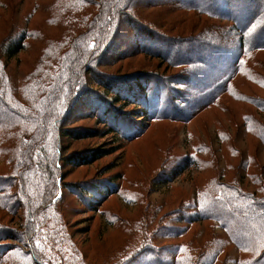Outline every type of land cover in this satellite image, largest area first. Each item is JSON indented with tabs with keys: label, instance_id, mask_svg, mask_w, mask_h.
<instances>
[{
	"label": "trees",
	"instance_id": "obj_1",
	"mask_svg": "<svg viewBox=\"0 0 264 264\" xmlns=\"http://www.w3.org/2000/svg\"><path fill=\"white\" fill-rule=\"evenodd\" d=\"M33 1L0 39V264H264V160L238 149L239 125L234 136L216 130L226 153L213 140L190 144L178 171L192 168L194 181L168 207L138 201L137 219L109 213L112 242L84 245L71 216L72 201L97 211L115 179L62 181L64 167L109 154L72 143L132 140L148 120L185 124L226 96L255 109L245 107L242 126L264 149V96L237 81L264 91V0H60L55 34L26 21ZM150 9L189 15L190 27L173 32ZM29 49L34 58L19 57ZM86 118L105 128L76 124Z\"/></svg>",
	"mask_w": 264,
	"mask_h": 264
},
{
	"label": "rangeland",
	"instance_id": "obj_2",
	"mask_svg": "<svg viewBox=\"0 0 264 264\" xmlns=\"http://www.w3.org/2000/svg\"><path fill=\"white\" fill-rule=\"evenodd\" d=\"M1 2L3 4L0 6V39L9 36L13 27H15V32L19 30L25 14L34 5L33 0H1ZM39 2V9L26 21L30 26L39 27L55 34L57 30L55 26L61 21V17L60 19L57 17L59 16L57 9L61 5L60 0H53V2L40 0ZM48 10L54 12L53 17L55 18L52 21L47 20ZM149 13L151 19L164 21L165 26L174 28L173 32L178 31L179 25L182 24L183 29L190 27L191 17L186 15L187 17L184 18L181 12L176 16L175 12L168 13L150 9ZM190 16H192L191 13ZM179 17L185 20H180ZM208 22L206 21V23ZM125 29L127 30V27ZM128 39L122 40L128 41ZM35 53V50L29 49L27 53H20L19 57L32 59L35 57ZM260 57L264 63V52L260 54ZM134 60L136 59L120 60L98 67V70L111 73L126 67L127 61L129 64ZM14 62L15 60L12 59L11 64ZM20 65L24 66L22 63ZM175 71V69H169L168 74H173ZM243 80L241 77L237 80L242 91L248 92L255 89L256 93L264 96V91L258 90L256 86ZM91 83L96 84V82ZM221 103L222 105L219 107H210L198 113L185 124L171 120H148L147 122L142 120L144 122H141L144 127L143 131L132 140H123L107 134L72 143L71 147L78 146L79 148L97 146L108 150L109 154L89 165L64 167L62 181H83L92 176L109 175L115 179L112 189L117 185V190L103 201L97 211L72 201V205L79 207L76 214L71 216V219L75 220L72 228H76L75 231L80 229L81 232L77 235L78 239L84 245H89L95 242L102 243L109 236V240L112 242V226H109L105 220L111 216L109 213L119 215L125 220L137 219L142 215V212H140V207L135 206L136 202L142 201L143 206L154 207L156 203L166 200L165 207H168L179 193H186L192 180L194 181L196 172L190 167L180 172L178 166L186 156L185 154H188L190 144L197 145L199 142L208 144L213 140L212 149L219 146L222 148V150L220 149L221 153H226L224 145L217 144L214 139L216 130L225 129L227 131L225 128L227 127L229 130L227 132L234 136L235 128L239 125V130H236L238 141L241 142L238 149L255 152L259 160H264V149L250 134L244 131L242 126V114L245 112V107L252 111L255 109L243 101H236L228 96L224 97ZM76 124L94 126L99 130L105 128V125L93 123L87 118L81 119ZM1 165L0 163V167H2ZM143 214H148V210L144 209Z\"/></svg>",
	"mask_w": 264,
	"mask_h": 264
}]
</instances>
